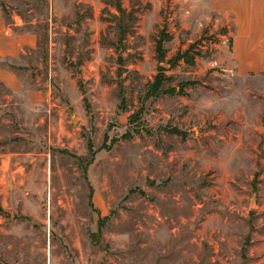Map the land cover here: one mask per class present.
<instances>
[{
	"label": "rangeland",
	"instance_id": "374dc122",
	"mask_svg": "<svg viewBox=\"0 0 264 264\" xmlns=\"http://www.w3.org/2000/svg\"><path fill=\"white\" fill-rule=\"evenodd\" d=\"M0 18V264H264V75H237L208 10L0 0ZM161 40L167 62L196 48L171 69ZM160 68L184 94L147 97Z\"/></svg>",
	"mask_w": 264,
	"mask_h": 264
},
{
	"label": "crops",
	"instance_id": "0c3cea01",
	"mask_svg": "<svg viewBox=\"0 0 264 264\" xmlns=\"http://www.w3.org/2000/svg\"><path fill=\"white\" fill-rule=\"evenodd\" d=\"M197 9L208 10L224 29L222 40L231 38L230 56L234 71L240 77L264 75V0H184ZM0 18V44L4 42V26ZM25 44L27 40L23 41ZM1 47L0 61L15 58L10 48ZM0 68V79L4 78Z\"/></svg>",
	"mask_w": 264,
	"mask_h": 264
},
{
	"label": "trees",
	"instance_id": "16d2710c",
	"mask_svg": "<svg viewBox=\"0 0 264 264\" xmlns=\"http://www.w3.org/2000/svg\"><path fill=\"white\" fill-rule=\"evenodd\" d=\"M121 12H124L120 9ZM195 45H192L190 49H188L185 52H180L175 58L167 62L165 53H164V48H163V41L161 40L158 43V60L160 64H163L166 62V64L171 65V69L176 68L178 64L182 61H189V58L192 56L193 51L195 50ZM167 71L164 68H160L159 74L157 75L155 82L150 85L149 88V93L147 95L148 98H155V97H161L163 95H178V94H184L185 87L187 84H182L180 90L178 91L176 88L171 89V90H166L165 89V83L169 80V77L167 76ZM173 133L177 135H182V133L179 130H174ZM1 211V208H0Z\"/></svg>",
	"mask_w": 264,
	"mask_h": 264
}]
</instances>
